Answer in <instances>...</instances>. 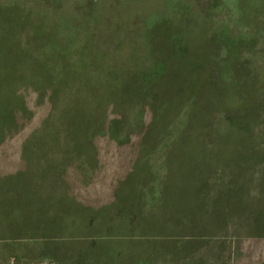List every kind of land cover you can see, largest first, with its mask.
Masks as SVG:
<instances>
[{
  "label": "rangeland",
  "instance_id": "obj_1",
  "mask_svg": "<svg viewBox=\"0 0 264 264\" xmlns=\"http://www.w3.org/2000/svg\"><path fill=\"white\" fill-rule=\"evenodd\" d=\"M0 264H264V0H0Z\"/></svg>",
  "mask_w": 264,
  "mask_h": 264
}]
</instances>
